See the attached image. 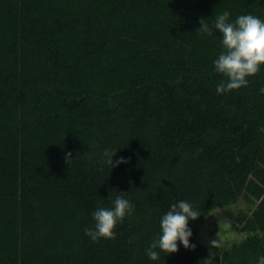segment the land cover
Wrapping results in <instances>:
<instances>
[{
  "label": "trees",
  "instance_id": "trees-1",
  "mask_svg": "<svg viewBox=\"0 0 264 264\" xmlns=\"http://www.w3.org/2000/svg\"><path fill=\"white\" fill-rule=\"evenodd\" d=\"M225 11L264 20V0H0V264H197L201 224L240 201L231 229L245 236L212 249L213 264H258L264 67L217 93ZM105 149L129 162L102 164ZM120 192L131 214L93 241V213ZM179 201L201 214L196 249L152 261Z\"/></svg>",
  "mask_w": 264,
  "mask_h": 264
},
{
  "label": "clouds",
  "instance_id": "clouds-1",
  "mask_svg": "<svg viewBox=\"0 0 264 264\" xmlns=\"http://www.w3.org/2000/svg\"><path fill=\"white\" fill-rule=\"evenodd\" d=\"M201 18V27L196 31L201 34L212 35V27L222 33L223 51L214 61L215 70L225 79L217 84L218 94L230 93L248 86L249 78L255 77L264 67V20L247 14L238 16L234 22L230 21V13L225 11L215 17L212 27ZM264 94V88L260 89ZM117 152L105 149L101 156V163L107 164L112 169L126 164L129 161L124 158L113 161ZM66 163L70 165L72 154L66 153ZM126 193L120 192L114 200L112 207H98L93 213L94 226L85 229V234L93 241L100 239H114L117 224L123 222L125 217L132 212V205L125 198ZM201 214L194 210L187 201H179L167 211L160 221V233L146 250V255L152 260L157 261L160 253L163 252L170 256L179 251L182 244L186 250L195 251L196 246L190 243L193 236L189 227L190 221L199 220ZM224 241L217 233V238L208 241L210 248L209 256L202 264H213L217 251L223 247ZM258 264H264V256L259 258Z\"/></svg>",
  "mask_w": 264,
  "mask_h": 264
},
{
  "label": "rangeland",
  "instance_id": "rangeland-1",
  "mask_svg": "<svg viewBox=\"0 0 264 264\" xmlns=\"http://www.w3.org/2000/svg\"><path fill=\"white\" fill-rule=\"evenodd\" d=\"M245 203L240 201L236 205H232L230 208H218L213 214L201 224V233L198 236V240L209 247L208 241L217 238V233L220 230V235L223 238L224 244H230L234 240H241L244 238V234L241 232H235L231 229V224L234 221L235 211L238 208L245 207ZM207 258H200L197 264H202L203 260Z\"/></svg>",
  "mask_w": 264,
  "mask_h": 264
}]
</instances>
